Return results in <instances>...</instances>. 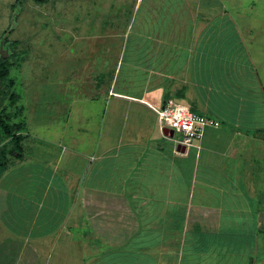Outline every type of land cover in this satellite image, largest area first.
Returning a JSON list of instances; mask_svg holds the SVG:
<instances>
[{
    "label": "crops",
    "instance_id": "crops-1",
    "mask_svg": "<svg viewBox=\"0 0 264 264\" xmlns=\"http://www.w3.org/2000/svg\"><path fill=\"white\" fill-rule=\"evenodd\" d=\"M130 1L126 28L110 24L108 0L109 30L88 34L91 82L68 111L12 81L23 156L0 173V264H212L218 247L254 245L228 236L254 230L264 175V31L242 0ZM136 11L145 24L133 35ZM168 99L220 125L185 149L150 107Z\"/></svg>",
    "mask_w": 264,
    "mask_h": 264
},
{
    "label": "rangeland",
    "instance_id": "rangeland-1",
    "mask_svg": "<svg viewBox=\"0 0 264 264\" xmlns=\"http://www.w3.org/2000/svg\"><path fill=\"white\" fill-rule=\"evenodd\" d=\"M114 1L116 4L111 7V10H116V12L119 10V12H114L111 15L115 23L111 21L110 24L114 25L117 30L119 25L124 29L127 27L131 15L123 4L125 2L129 5L130 0ZM107 2L108 0H0V63L11 62L9 75L1 87L0 113H6L12 123L19 120L21 110L17 109L16 102L12 103L14 85L11 81L17 83L15 90L23 97L26 94L27 86L31 85L42 92V97L44 95L49 97L45 104H59L62 107H67V111L73 97L77 98L86 93L87 83L89 84L91 81H88V77L84 74L87 72L84 60L90 56H86L82 50L83 48L87 49V43L92 41L88 35L91 34L90 31L102 30L101 32H105L108 29L107 23L103 25L101 22L109 15L107 14L108 8H106ZM242 3L243 12L254 14V24L257 25L258 30L264 31V0H242ZM133 15L136 16V19H133L129 29L133 35H136V32L141 30L139 29V26L141 28L140 23L143 24L144 21H140L139 12L136 11ZM94 21L100 24L98 28L96 25L92 26ZM77 32L87 33L88 37L85 38L84 35L78 37L75 34ZM101 40L105 39L101 38ZM66 43L71 45L68 50H63ZM89 47L93 48L92 44H89ZM72 57L75 59L71 62ZM115 57V60L120 62L118 69L120 77H124L127 73V65L122 59L123 54H116ZM122 61L123 65H121ZM48 65L52 69H48ZM55 68H62L61 78L59 77L60 69L59 73L56 71L52 73ZM73 70L78 71L73 73ZM49 100L51 101L49 102ZM254 105L255 109L260 107L257 101ZM67 111L60 116L63 114L65 116ZM258 118L257 121L264 124L262 116ZM71 124L74 125L75 122L72 121ZM175 136L178 140L181 137L179 133H176ZM0 142H2L0 147L2 144H6L8 147L12 146L11 140L4 134H0ZM258 153H260V157L257 160L254 158V171L264 168V149ZM254 184V230L235 231L238 232L237 234H233V230L228 236V238L237 241L240 237L242 238L240 240H244L248 238V235H251L254 245L252 247L244 246L249 244L246 240L243 243H237V246L218 247V251H215L217 261L214 263L216 264H240L242 262L250 264L251 260H253V264H264V175H261ZM226 216L231 219L232 223H242L239 219L240 214H227ZM250 248L253 250L252 254H249ZM226 249H234L236 254L242 252L246 255H242V261H238L237 257L240 255L224 254V251L227 252ZM192 257L190 255L191 259ZM235 258L237 261H233ZM214 263L212 261V264ZM202 264H208V262Z\"/></svg>",
    "mask_w": 264,
    "mask_h": 264
},
{
    "label": "built area",
    "instance_id": "built-area-1",
    "mask_svg": "<svg viewBox=\"0 0 264 264\" xmlns=\"http://www.w3.org/2000/svg\"><path fill=\"white\" fill-rule=\"evenodd\" d=\"M150 107L156 112L162 129H169L174 134L181 135L179 140L174 141L185 149L193 146L195 140L202 137L205 127L220 125L218 120L196 113L175 99H168L161 106Z\"/></svg>",
    "mask_w": 264,
    "mask_h": 264
},
{
    "label": "trees",
    "instance_id": "trees-1",
    "mask_svg": "<svg viewBox=\"0 0 264 264\" xmlns=\"http://www.w3.org/2000/svg\"><path fill=\"white\" fill-rule=\"evenodd\" d=\"M10 63V61L0 63V93H2L1 87L3 86V81L9 75ZM12 97L16 98V94H12ZM8 118L9 116L6 113H0V134H4L12 142L11 147H8L6 144H2L0 147V173L7 166L9 158H21L23 156V135L21 134L22 124L12 123ZM1 143L2 142H0V144Z\"/></svg>",
    "mask_w": 264,
    "mask_h": 264
}]
</instances>
